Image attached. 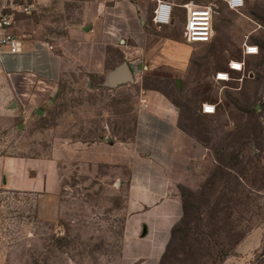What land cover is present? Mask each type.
I'll use <instances>...</instances> for the list:
<instances>
[{
	"label": "rangeland",
	"instance_id": "rangeland-1",
	"mask_svg": "<svg viewBox=\"0 0 264 264\" xmlns=\"http://www.w3.org/2000/svg\"><path fill=\"white\" fill-rule=\"evenodd\" d=\"M90 1L31 0L17 30L59 45L86 25ZM175 1L170 30L151 25L149 33L186 42L182 3L216 11L212 40L178 53L190 55L183 68H143L113 87L108 75L123 55L108 48L102 73L77 68L56 83L0 74V158L55 156L59 164L56 193L0 188V264L139 263L126 255L128 169L85 163L81 153L94 141L134 138L143 89L165 93L180 110L184 217L158 264H264V0L238 11L224 0ZM249 43L258 54L244 55ZM233 59L245 61L244 71L217 81ZM204 103L215 113H204Z\"/></svg>",
	"mask_w": 264,
	"mask_h": 264
},
{
	"label": "crops",
	"instance_id": "crops-1",
	"mask_svg": "<svg viewBox=\"0 0 264 264\" xmlns=\"http://www.w3.org/2000/svg\"><path fill=\"white\" fill-rule=\"evenodd\" d=\"M3 1L0 0V6ZM170 1L175 9L177 2ZM157 4L158 0H91L86 5V25L72 28L67 41L59 45L20 32L15 19L12 32L19 40L20 49L13 53L8 46L1 47L0 74L31 76L56 83L77 68L92 74L102 73L106 69L108 48H119L123 55L111 70L127 61L135 79L137 71L143 68H183L190 55L178 53L188 48L189 43L171 35L157 36L147 29L153 25L159 31L170 30V24L154 23ZM179 119L180 110L168 95L143 89L131 141L105 138L82 148L85 163L128 169L126 255L133 262L139 260L138 264L160 262L174 226L184 217L177 188ZM0 188L56 193L57 157L32 160L1 157Z\"/></svg>",
	"mask_w": 264,
	"mask_h": 264
},
{
	"label": "built area",
	"instance_id": "built-area-1",
	"mask_svg": "<svg viewBox=\"0 0 264 264\" xmlns=\"http://www.w3.org/2000/svg\"><path fill=\"white\" fill-rule=\"evenodd\" d=\"M231 10H241L246 4V0H224ZM174 5L170 0H158L154 10L153 21L155 24H171L173 21ZM33 4L31 0H4L0 6V49L8 46L11 52L20 49V43L16 35L12 32L15 23V13H30ZM186 12L184 26V38L188 43L210 42L214 36V16L215 9L209 4H199L189 1L181 5ZM259 53V46L256 44H246L244 55H255ZM245 69L244 60H230L228 70L219 71L215 75L217 81H228L232 72H243ZM216 105L204 103L202 111L207 114L215 113Z\"/></svg>",
	"mask_w": 264,
	"mask_h": 264
},
{
	"label": "water",
	"instance_id": "water-1",
	"mask_svg": "<svg viewBox=\"0 0 264 264\" xmlns=\"http://www.w3.org/2000/svg\"><path fill=\"white\" fill-rule=\"evenodd\" d=\"M134 81H135L134 74L127 61H124L123 63H121L117 68L112 70L108 75V82L113 87L119 86L124 83H131ZM177 83L180 86L181 81L177 80Z\"/></svg>",
	"mask_w": 264,
	"mask_h": 264
},
{
	"label": "trees",
	"instance_id": "trees-1",
	"mask_svg": "<svg viewBox=\"0 0 264 264\" xmlns=\"http://www.w3.org/2000/svg\"><path fill=\"white\" fill-rule=\"evenodd\" d=\"M183 203H184V201H183ZM183 206H184V204H183ZM182 218H183V217H182ZM181 221H182V219H181L179 222H181ZM179 222L174 226L172 233L176 230L177 225L179 224Z\"/></svg>",
	"mask_w": 264,
	"mask_h": 264
}]
</instances>
